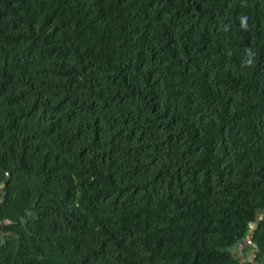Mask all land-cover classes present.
I'll use <instances>...</instances> for the list:
<instances>
[{"label": "trees", "instance_id": "16d2710c", "mask_svg": "<svg viewBox=\"0 0 264 264\" xmlns=\"http://www.w3.org/2000/svg\"><path fill=\"white\" fill-rule=\"evenodd\" d=\"M0 264H264V0H0Z\"/></svg>", "mask_w": 264, "mask_h": 264}, {"label": "rangeland", "instance_id": "374dc122", "mask_svg": "<svg viewBox=\"0 0 264 264\" xmlns=\"http://www.w3.org/2000/svg\"><path fill=\"white\" fill-rule=\"evenodd\" d=\"M232 252L238 254V256L246 258L247 261L252 262L256 256V251L251 244L250 234L239 242L238 245L232 249Z\"/></svg>", "mask_w": 264, "mask_h": 264}]
</instances>
